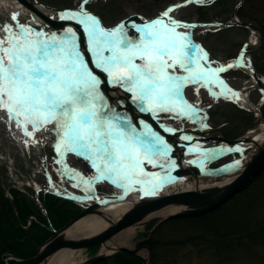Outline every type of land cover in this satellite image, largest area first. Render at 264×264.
<instances>
[{"label": "snow or ice", "instance_id": "1", "mask_svg": "<svg viewBox=\"0 0 264 264\" xmlns=\"http://www.w3.org/2000/svg\"><path fill=\"white\" fill-rule=\"evenodd\" d=\"M88 2L83 0L79 11L62 13L60 18L76 19L83 25L95 67L107 74L109 83L131 93L142 112L187 115L192 106L183 99L184 86L200 81L205 86L223 85L218 73L233 67L229 64L205 71L200 60L207 61V53L191 42L187 32L176 31L195 25L175 20L171 26L164 23L163 17H168L173 7L164 11L161 18L137 28L142 35L138 43H132L122 38L123 23L105 29L98 17L84 11L83 5ZM12 20L17 21V14H12ZM33 33V29L19 23L15 29L9 24L0 26V119L6 115V123L14 122L25 137H33L41 129L48 131L46 126L51 124L58 136L55 147L61 157L74 153L89 160L98 173L97 180L111 179L115 184V174L130 183H141L137 177L147 175L143 164L156 167L154 158L167 155L165 142L154 134L140 140L133 135L134 127L129 124L126 130L122 126L128 123L126 120L109 115L113 110L99 94L100 81L77 50L71 28L63 39ZM177 68L188 74H177ZM233 95L239 97L238 93ZM142 135L149 137L148 133ZM151 176L147 183L154 194L164 180L155 173Z\"/></svg>", "mask_w": 264, "mask_h": 264}, {"label": "rangeland", "instance_id": "2", "mask_svg": "<svg viewBox=\"0 0 264 264\" xmlns=\"http://www.w3.org/2000/svg\"><path fill=\"white\" fill-rule=\"evenodd\" d=\"M30 1L58 9L80 8L83 2V0ZM208 1L191 5L192 2L189 3L187 0H95L93 4H87L86 8L88 9L89 7V9L97 13L109 28H116L118 25L126 23L132 15L136 16L137 14L152 20L161 18V14L164 11L173 7L174 11L169 13V15L175 19L184 18L194 23L203 22L204 24L212 25L210 27H208L209 25L205 26L207 27L206 29L202 25L195 30L194 34L203 47L210 50L217 61L222 62L232 59L240 46L246 45L249 47L251 42H256V40L257 43L259 42V34L252 30L249 31L243 28L221 29L213 26V24L222 20L230 21L232 11L239 5L236 11L237 18L241 22L250 23L264 32V0H219L215 5L204 7L206 4H211ZM184 2L188 6L175 7ZM11 7L10 10L8 7H2L0 10V26L9 24L15 29L14 23L16 21L12 20L14 12ZM18 12H15V14H17V20L20 22L21 18ZM133 19L132 25L138 21L140 22L138 17ZM200 28L203 30H199ZM207 30L209 31L206 32ZM262 46L263 48L257 55L255 62L259 71L264 74V44ZM216 104L211 107L212 110L214 109L211 111L212 123L215 127L221 129L224 123L227 124L228 122L230 128L225 129L223 127L222 129L230 138L244 134L249 130V125H253L254 118L247 112L239 111L236 107L229 104ZM154 114L161 121L173 126L182 125L179 115L175 112L155 111ZM1 121L3 122H0L2 127L0 136L3 139V146L0 147V180L7 189L13 182L11 176L15 179L18 176L9 168V162L11 163V157L18 156L17 153H19L20 149L14 146L7 138L8 124L5 120ZM45 137L51 143L55 139V135L51 133L45 135ZM46 151L52 155L53 149L48 146ZM188 157H190L189 159L195 158L190 155ZM231 159L233 160L234 157H231ZM18 166L23 170L19 163ZM33 176L41 175L33 174ZM27 191L32 194L31 190L27 189ZM9 196L0 187V230L3 235V241L13 258H31L37 253L38 247L50 238V234L36 225L27 229V231L22 230L7 203L10 200ZM16 204L23 218L30 213L39 216L38 210L31 204L27 196L16 194ZM246 209L249 210V213L245 221L237 220ZM55 211L59 215L62 213L66 221L72 216V213H68L63 207ZM205 215L175 219L177 220L175 223H167L168 221L159 223L160 221L156 220L136 225L135 235L128 249L136 251V253H132L140 256L144 261L143 264H153L152 250L145 242L154 230L160 226L154 237V241L158 246L154 251L158 257V264H264V248L256 246L252 249H246L247 247L238 245L237 240L221 236V233H234L245 226L252 228L256 222L264 221V171L242 192L232 197L217 210ZM26 222L27 219L26 221L24 220V225ZM58 224L59 226L63 225L62 222ZM156 224L159 226L155 227L157 226ZM226 239H229V241ZM215 243H219L222 246L221 252H218L217 246L214 247ZM101 247L76 250L74 254L75 261L89 260L100 252ZM228 247L229 249H227ZM118 253V251L109 253L107 255V264H117L114 256ZM7 259L8 256L0 247V263L5 264ZM9 262H14V260L12 259Z\"/></svg>", "mask_w": 264, "mask_h": 264}, {"label": "water", "instance_id": "3", "mask_svg": "<svg viewBox=\"0 0 264 264\" xmlns=\"http://www.w3.org/2000/svg\"><path fill=\"white\" fill-rule=\"evenodd\" d=\"M20 4L24 5L28 9L34 11L35 13L39 14L46 22H48L50 25L54 27H61L64 25L63 22H55L51 20L50 18L46 17L43 13H41L35 4L27 1V0H16ZM58 12L66 13L62 10H57ZM236 9L232 13V20L235 21L234 24L241 25L245 28L252 29L256 31L260 36V45L259 48L262 47L264 43V32L256 28L250 24H246L244 22H239L236 18ZM76 27L79 29L80 27L76 24ZM259 48L252 50L257 51ZM251 51H243L242 53H249ZM240 61H238L233 66H238ZM252 67V66H251ZM254 73V79L255 81L261 86V90L263 91L262 83L260 78L258 77L256 71L253 69ZM145 118L150 119V116H146ZM153 121V120H152ZM154 123V122H153ZM156 126V124L154 123ZM210 138H205L204 141H209ZM220 142H226L231 145H236L239 141H241L239 138L236 140H228L225 137L216 138ZM238 146H235L233 148L229 149H223L220 151V154L216 156L217 158H221L225 155H228L230 153H237L240 155L241 158H245L248 160L246 163H241L239 161H234L233 163L229 165H225L218 169L213 170H205L204 174L206 175H225L228 173H232L234 171H240V174L235 178V180L226 186L222 188H208L201 191H183L178 192L170 195H165L162 197H158L155 199H149L144 200L142 202H139L135 204L117 223L112 224L102 232L91 236L89 238H83V239H72L67 238L64 236V233L70 228L71 225H73L76 221L81 219L83 216L89 214V213H95L98 211V207L103 203L101 201L96 202L94 205L89 206L87 209H85L82 213L74 217L67 225H65L62 229L58 231H53V235L49 240H47L43 245H41L38 248V251L35 256L31 258L26 259H17L15 262L11 264H42L45 263L50 257L57 254L58 252L64 250V249H88L94 246H102L104 245L108 240H110L113 236H115L120 231L129 228L131 226H136L140 223V221L145 218L149 213H151L154 210H157L159 208H162L165 205L169 204H184L187 209L183 211L182 213L169 216L161 222H165L170 219H178V218H184V217H192V216H200L205 215L210 212H213L220 208L222 205H224L228 200H230L232 197L237 195L238 193L242 192V190L246 189L247 186H249L253 180L258 177L263 171H264V143L258 147V150L256 153L252 156L244 154V150L236 151ZM204 155L207 156V153L204 151ZM239 162V163H237ZM199 171L196 169H184V170H172L169 173L162 174L157 177H162L164 182H167L178 175L182 174H188V175H198ZM148 181V180H147ZM145 181L144 183L148 184L147 192H151V185ZM112 182V181H111ZM113 183V182H112ZM71 199H76V197H70ZM122 197H118L116 199H112L111 201H121ZM118 251L121 252H133L136 253V251H131L128 248H120ZM107 255H101L97 254L94 257L90 258L88 261H86V264H98L99 262L106 259ZM10 264V263H7ZM146 264V263H144Z\"/></svg>", "mask_w": 264, "mask_h": 264}, {"label": "bare ground", "instance_id": "4", "mask_svg": "<svg viewBox=\"0 0 264 264\" xmlns=\"http://www.w3.org/2000/svg\"><path fill=\"white\" fill-rule=\"evenodd\" d=\"M16 2L15 0H0V10L2 7H8L10 10H13V12H18L19 17L21 18L20 24L26 25L27 27H31V25H36L40 29H42L43 33L45 35H49L52 30L48 29L40 24L39 19L35 17L34 15H30L25 10L26 8H22L20 6V3ZM40 12L42 11L44 15L50 16L51 18L62 20L66 28L64 29V32H67L68 28H71L73 31L76 30V19H61L59 16H56L54 12H51L47 9H44L42 7L37 8ZM41 12V13H42ZM39 15V14H38ZM29 22H27V20ZM164 23L169 24L171 26V23H169V20L167 17L164 19ZM43 22V21H42ZM185 24V23H181ZM187 25V24H186ZM178 30L184 29V28H177ZM60 36V34H57V36ZM139 36L138 33L134 32V30H127V33L122 36V38H126L128 41L133 42L137 37ZM245 69L249 70L247 67ZM264 82V79H263ZM227 94L234 97L238 103H240L243 106H247L249 108H254V106L247 101L246 95L242 93L239 95V97H235L233 95V92L230 90L227 91ZM111 101L114 104H118L119 101L123 102L126 100L124 95L116 90L115 88L111 92ZM256 108V107H255ZM257 110V108H256ZM245 138H247L249 141L244 144H240V149H244L247 146L253 144L254 148L258 147V145H262L264 143V122L260 121L258 126L251 129L246 135ZM215 149H211L208 151V154L211 156H215L216 154ZM208 161H202V160H191V161H182L181 166L182 167H190L192 168L195 166L199 169H207L208 168ZM244 162V160L240 161ZM240 174L239 171L237 172H230L225 175H189L180 177L176 180H173L161 187H159L154 194L151 192L149 195H145L147 186L142 185L139 189L129 187L126 195L123 197V200L116 203L106 202V204L98 209L95 213H89L85 216H83L81 219L76 221L73 225L70 226V228L64 233V236L67 238L72 239H83V238H89L91 236H94L112 224L117 223L136 203L144 200L154 199L160 196L174 194L178 192L183 191H201L208 188H222L226 186L227 184L233 182L235 178ZM187 207L184 204H169L165 205L162 208H159L157 210L152 211L149 213L145 218H143L138 225L146 224L153 221H161L169 216L176 215L179 213H182L185 211ZM180 219V218H178ZM135 227L131 226L129 228H126L119 233H117L115 236H113L110 240H108L104 245H102L99 254L101 255H108L109 253L118 251L120 248H130L131 246V240L133 239L135 235ZM76 250L81 249H64L57 254L50 257L45 263L42 264H86V261L76 262L74 258V254ZM149 260V258H148ZM10 263L8 260H6V263ZM2 264V263H0Z\"/></svg>", "mask_w": 264, "mask_h": 264}, {"label": "trees", "instance_id": "5", "mask_svg": "<svg viewBox=\"0 0 264 264\" xmlns=\"http://www.w3.org/2000/svg\"><path fill=\"white\" fill-rule=\"evenodd\" d=\"M248 208H250V207H248ZM66 211H68V213H72L71 210H66ZM55 213L57 214V216L60 218V220L63 223L66 222V220H64L65 218L62 216V213L60 215L56 211H55ZM248 213H249V210L246 209L241 214V217L238 218L237 220L245 221V219L248 217ZM205 216H207V215H205ZM205 216H201V217H205ZM172 222L175 223V222H177V220H175V219L170 220L167 223H172ZM159 227L154 230L152 235L145 242V244H147L149 246V248L152 250V258H153L152 262H153V264H158V262H157L158 257H157V254L154 252L155 248L158 246H157L156 242L154 241V239H155L154 237L157 234V232L159 231ZM221 236L224 238L228 237L229 239L237 240L238 245H240L241 247L245 246V248L247 247L246 249H252L256 246L264 248V221L256 222L252 228L245 226V227H242L241 229H239L237 232H234V233H229V234L228 233L227 234L221 233ZM229 239H226V240L229 241ZM215 246H217L218 252H221L220 249L222 248V246L219 245V243H215L214 247ZM227 249H229V247ZM114 258H115V261L117 262V264H143V262H144L140 256H138L137 254L129 253V252H119L118 254H116L114 256ZM98 264H107V259L99 262Z\"/></svg>", "mask_w": 264, "mask_h": 264}]
</instances>
